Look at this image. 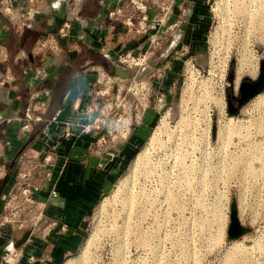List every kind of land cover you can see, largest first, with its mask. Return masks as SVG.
I'll return each mask as SVG.
<instances>
[{
    "label": "rangeland",
    "instance_id": "rangeland-1",
    "mask_svg": "<svg viewBox=\"0 0 264 264\" xmlns=\"http://www.w3.org/2000/svg\"><path fill=\"white\" fill-rule=\"evenodd\" d=\"M162 1L148 0L143 6L130 0L133 13H137L134 18L141 20V13L147 11L149 18L162 16ZM206 4L211 22L204 62L197 65L191 58L198 70L190 75L189 57L183 56L164 103H154L155 93L146 84L140 88L131 84L132 76L138 80L145 74L131 69L145 65L148 57L144 64L127 66V61L117 60L127 49H119L114 64L123 67V75H98L87 92L85 110L77 111L78 117L91 115L89 121L78 122L71 116L56 132L55 141L70 136L75 127L81 133L91 132L90 150L99 158L96 165L105 168L120 157L115 146L126 139L119 135L123 133L121 125L137 121L141 110L154 104V118L146 135L131 153L119 159L85 216L75 247L65 252L59 264L69 258L76 264H264V155L258 156L260 148L264 153V89L246 100L236 114L225 111L226 89L231 87L235 94L239 79L254 77L258 58L264 56V0H207ZM1 9L14 18L11 11ZM13 24L16 30L21 26L17 20ZM59 25L52 32L54 45H40L45 37L42 34L31 42L30 52L58 50L66 32L57 33ZM230 115H234L231 120ZM222 122L239 123L240 131L218 136ZM27 126L26 119L20 128ZM148 142L149 149L143 153ZM47 145L43 155L26 145L12 186L1 194L0 241L5 238L3 248L9 249L2 250L3 264L11 261L9 241L23 228L30 230L38 224L31 202L36 207L35 191L39 184L46 186L47 166L55 147ZM141 154L144 157L138 158ZM245 155L252 169H243L236 162ZM231 199L240 223L249 229L229 239L225 229ZM22 204L26 207L21 208Z\"/></svg>",
    "mask_w": 264,
    "mask_h": 264
},
{
    "label": "crops",
    "instance_id": "crops-1",
    "mask_svg": "<svg viewBox=\"0 0 264 264\" xmlns=\"http://www.w3.org/2000/svg\"><path fill=\"white\" fill-rule=\"evenodd\" d=\"M206 1L165 0L160 4L164 6L162 16L149 18L147 11L136 20L130 0H0V7L14 16L11 19L0 8V172L2 162L24 137H29V144L40 155L48 143L55 146L47 166L46 186L39 184L35 191L36 207L31 202L38 224L9 241V264H59L65 252L75 247L84 218L109 174L146 135L153 109L141 110L139 119H134L122 136L126 139L115 146L120 157L105 168L96 165L99 158L90 150L91 132L81 133L75 127L70 136L55 141L56 132L68 117L89 121L91 115L78 117L77 111L85 110L87 92L98 75H123V67L114 64L119 49L140 52L150 47L145 65L131 71L143 70L139 80L152 92L162 93L164 103L183 56L197 60V65L204 62L201 59L211 22ZM13 20L21 24L17 30ZM62 20L70 25L60 37V48L30 52L31 42L54 32ZM26 119L28 126L21 129ZM24 232L27 234L20 240ZM5 241H0V255L3 249L9 250L3 248Z\"/></svg>",
    "mask_w": 264,
    "mask_h": 264
},
{
    "label": "water",
    "instance_id": "water-1",
    "mask_svg": "<svg viewBox=\"0 0 264 264\" xmlns=\"http://www.w3.org/2000/svg\"><path fill=\"white\" fill-rule=\"evenodd\" d=\"M122 69V68H121ZM122 76V75H121ZM264 89V56L258 58L257 73L254 77L243 76L239 79L236 93L229 87L225 93V111L236 114L239 107L249 98ZM214 127H212V131ZM4 180V179H3ZM248 226L242 225L237 216L236 203L231 199L228 206V221L225 229L227 238H235L248 231ZM24 232L20 240L24 239Z\"/></svg>",
    "mask_w": 264,
    "mask_h": 264
},
{
    "label": "built area",
    "instance_id": "built-area-1",
    "mask_svg": "<svg viewBox=\"0 0 264 264\" xmlns=\"http://www.w3.org/2000/svg\"><path fill=\"white\" fill-rule=\"evenodd\" d=\"M68 25H69V21L68 20H63L60 23V25L57 27V33L63 34L66 31V27ZM54 35L55 34L52 33V32L46 33L44 38L41 37L42 40L39 42V44L40 45H44L45 43H48L49 46L54 45L55 42H56V39H55V36ZM37 40H39V39H37ZM151 40L154 43H156V41H157L156 38H154V37H151ZM149 52H150V49H149V51L148 50H143L142 52H131V51H128L127 50L125 52L119 53L117 55V60L118 61H121V62L127 61V66H130V65L135 66L136 64H141V62L144 61V58L147 57V55H148ZM186 59L187 60H190L191 57L186 58ZM192 62L193 61H191V60L189 62V65H190L191 70H198L197 67H195V66L193 67ZM130 81H132L131 84L132 83L133 84H136V85L139 86V88L142 87V84H146L142 80H139V79L137 80V79H134L133 77H131ZM146 85H147V87H149L148 84H146ZM150 92L152 93L151 90H150ZM157 94L156 93L153 94L154 95L153 101H154L155 104H158L160 106V103L162 102V99H161L162 93H159L158 95ZM153 105L154 104H152V106L147 105L146 107H153ZM121 127L123 128V129L121 128V130L123 131V133H121L119 135L120 136H124L127 133L128 126L121 125ZM65 134H68V132H65Z\"/></svg>",
    "mask_w": 264,
    "mask_h": 264
},
{
    "label": "flooded vegetation",
    "instance_id": "flooded-vegetation-1",
    "mask_svg": "<svg viewBox=\"0 0 264 264\" xmlns=\"http://www.w3.org/2000/svg\"><path fill=\"white\" fill-rule=\"evenodd\" d=\"M29 142H30L29 137L28 136L24 137L22 140V143L20 145H18L17 148L14 149V151L12 152L10 157L5 159L2 162V170L0 172V198H1V194L6 191L5 190L6 187L12 186L13 177H14V170L18 166L19 155H20L21 151L26 147V145L29 144ZM33 173H35V170L31 171V173L28 174L27 178H30ZM27 190L29 191V189H27ZM29 196L32 197L33 195L30 193ZM26 199L29 202H31L30 198H26ZM20 206H21V208H25L24 204H22ZM20 225H21V223L18 224V226H20ZM28 228L27 227L23 228L22 231H26V230H28Z\"/></svg>",
    "mask_w": 264,
    "mask_h": 264
},
{
    "label": "bare ground",
    "instance_id": "bare-ground-1",
    "mask_svg": "<svg viewBox=\"0 0 264 264\" xmlns=\"http://www.w3.org/2000/svg\"><path fill=\"white\" fill-rule=\"evenodd\" d=\"M240 56H241V54H240ZM189 73H190V75H192V70L190 69V67H189ZM237 73H239V70H237ZM259 93V92H258ZM258 93H256L255 95H257ZM234 116V115H233ZM232 115H230V120L232 119V117H233ZM228 118V119H229ZM243 126V125H242ZM240 127H241V125L238 123V125H233V124H231V123H229V122H222L221 124H219V126H218V128H217V135L218 136H221L222 134H224V133H227V132H230V133H233V132H238V130L240 131ZM236 132V133H237ZM240 133V132H239ZM151 137H154V136H151ZM152 139V138H151ZM260 140H261V137L259 138ZM247 141V140H246ZM249 142V141H248ZM260 142V141H259ZM149 143H151V142H148V145H146L145 147H146V150H142V152L143 153H147V150L149 149ZM248 144H250V142L248 143ZM252 145H250L249 147H251ZM252 149V152H257L256 151V149H254V148H251ZM141 152V153H142ZM258 156H263L264 155V153H263V149L262 148H260L259 150H258ZM139 154V153H138ZM137 154V155H138ZM144 155L145 154H141L138 158H142V157H144ZM249 158V156L248 157H246V155H245V158L243 159V160H241V161H236V162H240V164H241V166H242V168L243 169H246V170H248L249 168L250 169H252L253 167L252 166H250L248 163H249V161L247 160ZM263 158V157H262ZM137 161V160H136ZM140 161H142V160H140ZM238 163H236V164H238ZM136 164V163H135ZM263 164H264V161H263ZM133 165V164H132ZM257 170V169H256ZM252 172H253V170H252ZM254 173V172H253ZM256 173H257V171H256ZM255 176H257V175H255ZM9 259V258H8ZM7 264V263H6ZM62 264H76V262L75 261H72V260H70V258H69V260H65Z\"/></svg>",
    "mask_w": 264,
    "mask_h": 264
}]
</instances>
